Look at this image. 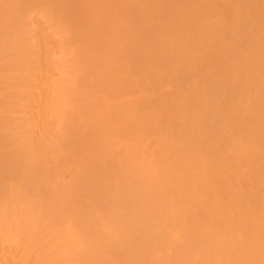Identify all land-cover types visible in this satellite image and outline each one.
Wrapping results in <instances>:
<instances>
[{
	"label": "bare ground",
	"instance_id": "6f19581e",
	"mask_svg": "<svg viewBox=\"0 0 264 264\" xmlns=\"http://www.w3.org/2000/svg\"><path fill=\"white\" fill-rule=\"evenodd\" d=\"M0 264H264V0H0Z\"/></svg>",
	"mask_w": 264,
	"mask_h": 264
}]
</instances>
